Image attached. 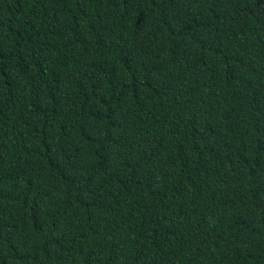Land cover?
<instances>
[{
    "label": "trees",
    "instance_id": "16d2710c",
    "mask_svg": "<svg viewBox=\"0 0 264 264\" xmlns=\"http://www.w3.org/2000/svg\"><path fill=\"white\" fill-rule=\"evenodd\" d=\"M0 264H264V0H0Z\"/></svg>",
    "mask_w": 264,
    "mask_h": 264
}]
</instances>
